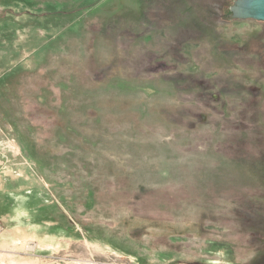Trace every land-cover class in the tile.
<instances>
[{"label":"rangeland","instance_id":"rangeland-1","mask_svg":"<svg viewBox=\"0 0 264 264\" xmlns=\"http://www.w3.org/2000/svg\"><path fill=\"white\" fill-rule=\"evenodd\" d=\"M220 1L0 0V264H264V69L226 54L264 22Z\"/></svg>","mask_w":264,"mask_h":264},{"label":"flooded vegetation","instance_id":"flooded-vegetation-1","mask_svg":"<svg viewBox=\"0 0 264 264\" xmlns=\"http://www.w3.org/2000/svg\"><path fill=\"white\" fill-rule=\"evenodd\" d=\"M227 5V1L226 0H223V1H220L218 2L216 5H215V9H216V16H217V19H214V22H218L219 25L217 26H221V27H224L226 28V26L228 25V23H230V20H227L226 17H224V15L222 14V11L225 6ZM235 21H238V22H243V21H249V20H235ZM250 21H253V20H250ZM216 33H220L219 31H217ZM256 40H254V47H256L257 49L255 51H245L243 52V46H240L239 49H236L235 51H226V54H228V58H239V54L241 55H244L246 56L249 61L251 62L250 65L251 66H254L255 68H263L264 69V66H262V63L264 61V30H262V32H260L257 36H255ZM250 42V41H249ZM243 53V54H242ZM224 57V56H223ZM226 58V56H225ZM254 64V65H252ZM242 75V74H241ZM241 78V77H240ZM242 79V78H241ZM233 83H236L234 81H232ZM233 83H226V85H224V87L226 89H223V91L221 92V96L223 97H228L227 93L231 94L232 92H230L229 90L230 89H227V87H229L230 85H233ZM239 85L242 84L241 82H237ZM209 83H207V87H208ZM243 85V84H242ZM222 86V84H221ZM245 89V87H244ZM220 91V90H219ZM248 91V90H247ZM226 99L223 98L222 100V103L223 105L226 104ZM204 102H206L207 104H210L211 102L212 103H215V102H220V98L216 95V94H209L208 92L205 94V98H204Z\"/></svg>","mask_w":264,"mask_h":264},{"label":"water","instance_id":"water-1","mask_svg":"<svg viewBox=\"0 0 264 264\" xmlns=\"http://www.w3.org/2000/svg\"><path fill=\"white\" fill-rule=\"evenodd\" d=\"M227 20L264 22V0H235Z\"/></svg>","mask_w":264,"mask_h":264},{"label":"bare ground","instance_id":"bare-ground-1","mask_svg":"<svg viewBox=\"0 0 264 264\" xmlns=\"http://www.w3.org/2000/svg\"><path fill=\"white\" fill-rule=\"evenodd\" d=\"M214 50V49H213ZM228 116V115H227ZM56 155V154H55ZM33 157V156H32Z\"/></svg>","mask_w":264,"mask_h":264},{"label":"built area","instance_id":"built-area-1","mask_svg":"<svg viewBox=\"0 0 264 264\" xmlns=\"http://www.w3.org/2000/svg\"><path fill=\"white\" fill-rule=\"evenodd\" d=\"M0 233H1V230H0Z\"/></svg>","mask_w":264,"mask_h":264}]
</instances>
